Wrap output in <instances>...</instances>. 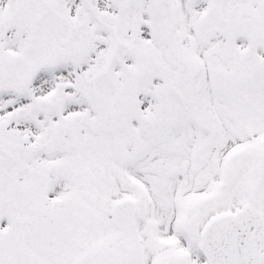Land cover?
Returning a JSON list of instances; mask_svg holds the SVG:
<instances>
[{
	"label": "snow or ice",
	"instance_id": "obj_1",
	"mask_svg": "<svg viewBox=\"0 0 264 264\" xmlns=\"http://www.w3.org/2000/svg\"><path fill=\"white\" fill-rule=\"evenodd\" d=\"M0 264H264V0H0Z\"/></svg>",
	"mask_w": 264,
	"mask_h": 264
}]
</instances>
